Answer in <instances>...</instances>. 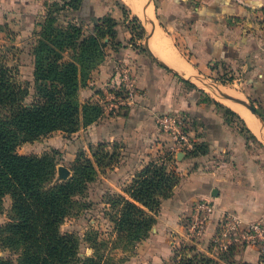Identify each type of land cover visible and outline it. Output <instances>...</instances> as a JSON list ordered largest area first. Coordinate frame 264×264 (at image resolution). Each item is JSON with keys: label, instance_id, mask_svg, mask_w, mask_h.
<instances>
[{"label": "crops", "instance_id": "1", "mask_svg": "<svg viewBox=\"0 0 264 264\" xmlns=\"http://www.w3.org/2000/svg\"><path fill=\"white\" fill-rule=\"evenodd\" d=\"M117 1L129 14L123 12ZM133 2L0 0V37L8 38L13 46L15 54L11 56V63L17 67L18 79L30 83L26 99H33L35 91L33 47L41 23L54 9L53 3L60 7L56 11L58 22L76 24L86 36L95 33L101 18H115L119 24L116 40L122 42L115 49L113 38L109 35L104 38V62L91 71L86 85L79 91V101L98 102L104 108L103 115L79 129L71 146L53 144L54 137L64 133L57 130L20 145L17 151L40 154L54 147L60 148L70 162L75 161L79 151L90 152L94 160V151L104 142L102 147L117 157L111 164L96 163L98 173L92 182H99L96 191L101 194L108 192L127 198L125 187L147 163L164 164L168 171L177 174L178 183L173 195L163 200L151 237L144 241L149 242L147 255L159 259L164 249L170 258L175 256L174 260H178L181 248L191 244L212 256L211 239L223 212L234 213L245 221L264 222V142L260 136L258 140L249 126V131L243 132L234 119L228 120L216 102L210 101L206 89L191 85L164 68L147 50L135 48L136 38L133 39L127 26L131 16H139ZM152 9L157 24L155 33L161 31L184 63L181 67L171 64L187 68L193 74H196L193 70L206 73L208 69L213 72L220 70L221 65H231L240 73L241 83L249 84L264 106V0H154ZM155 33L150 39L152 47ZM22 52L29 58L28 78L22 76ZM125 67L136 89V98L134 104L118 106L112 97ZM162 112L177 114L183 119L194 140L192 149L170 153L172 144L156 120V114ZM64 141L66 144L67 140ZM195 145L198 147L191 153ZM26 147L41 149V152H21L20 148ZM203 198H210L216 212L203 234L192 239L187 234L196 202ZM235 251L238 254H234V259L242 264H264V255L261 257L260 248L255 244H245ZM187 252L191 255L190 250Z\"/></svg>", "mask_w": 264, "mask_h": 264}, {"label": "trees", "instance_id": "2", "mask_svg": "<svg viewBox=\"0 0 264 264\" xmlns=\"http://www.w3.org/2000/svg\"><path fill=\"white\" fill-rule=\"evenodd\" d=\"M116 4L127 14L123 4L118 1ZM52 6L54 9L41 23L33 47L35 91L31 102L26 101L30 83L18 79L17 67L10 57L0 56V200L4 195L11 196L14 215L2 232L6 233L5 246L19 253L18 261L0 256V264H79V243L74 235L63 234L61 225L74 198L86 196V184L95 180L98 173L96 163L100 166L111 164L117 157L116 153L105 150L104 142H100V148L94 151V160L84 157L81 152L73 162L71 176L53 185L56 149L52 150L54 154L41 155L17 151L20 145L57 130L70 134L77 132L101 117L103 106L91 101L81 103L79 91L86 85L91 71L104 62V38L112 37L115 49L122 46V42L116 40L119 24L115 18H101L95 33L86 36L76 24H60L56 15L60 7L58 3ZM138 19L133 16L127 24L133 39L142 35L137 33L139 28L133 26ZM216 104L227 119L232 120L235 112ZM241 130L249 131L248 128ZM197 147L195 145L191 153ZM177 183V174L168 171L164 164L147 163L125 187L129 198L124 195L112 198L114 205H121L113 219L117 230L132 233L139 240L148 238L163 200L173 195ZM187 250H190L191 258H186L182 264L230 263L235 254L232 247L216 259L189 244L184 245L178 255ZM260 251L262 257L264 251ZM85 261L93 264L92 258Z\"/></svg>", "mask_w": 264, "mask_h": 264}, {"label": "rangeland", "instance_id": "3", "mask_svg": "<svg viewBox=\"0 0 264 264\" xmlns=\"http://www.w3.org/2000/svg\"><path fill=\"white\" fill-rule=\"evenodd\" d=\"M131 9H129V12ZM126 13L129 14L126 10ZM142 13V11H141ZM141 13L136 15L139 19L136 20V23L133 26H137L140 32V38L135 39V45L140 47L142 50L146 51L143 40L147 35V28H150L147 22L144 24V17ZM135 16V15H133ZM131 16V18L133 17ZM147 28H146V26ZM142 27L143 30H140ZM11 43L8 38L0 37V56L9 59L14 53L11 49ZM21 61L24 62L22 67V76L24 78H28L30 75V66H29V58H27L26 52H22L20 54ZM200 74L204 77H208L211 80L218 82L221 87L226 90L228 93L232 92L230 95L234 97H241L248 99L254 103L258 111L264 114V106L262 105V101L260 97H258L252 90L249 84L241 83L239 80L240 73H237L231 65H221L220 70H216L210 72L208 69L206 73L200 70ZM194 72L199 73L194 70ZM243 77V76H242ZM205 89L209 92L206 93L208 98L214 100L221 104V108L225 109L228 107L232 109L235 114L232 116L237 124L245 129L249 125L246 120L240 115V113L230 106L225 100L220 99L219 96L215 93V91L209 90L207 86ZM209 94V95H208ZM234 94V95H232ZM213 98V99H211ZM32 99H26L27 102H31ZM98 103V102H97ZM77 136L76 132L74 133H62V135L55 136L53 140V144L56 146L68 145L71 146L73 144L74 137ZM260 140V137H257ZM64 140H67V143L64 144ZM53 149H56V154L52 152ZM21 152H34L39 151L41 149L26 147L25 149H21ZM49 152L54 154L56 158V177L54 178L52 184H56L58 182H62L64 180L58 179V167L60 165L66 166L69 169H72L73 162L65 159L63 157V151L60 148L48 149L38 154L41 155L43 153ZM82 152L84 157L91 158L90 152L88 151H79L78 154ZM108 152H112L111 150ZM264 152V149H262ZM72 171V170H71ZM96 175V174H94ZM66 180V179H65ZM99 182H88L86 184V197L82 199L80 197H75L74 202L69 204L67 213L64 217V221L61 225V232L63 234H72L75 236L79 243L78 247V256L81 258L79 264H86L85 261L87 258L93 259V264H182L186 258H191V255H186V252H182L183 254L179 255V259L174 260L175 256L167 255V251L162 249V255L159 259H153L150 255H147V250L149 249V242L144 241L151 237V229L149 237L145 240L137 239L134 234L127 233V231L122 232L117 230L116 223L114 222L115 216L118 214V210L120 208V204H113L112 198L117 196L116 194L111 193H102L100 191H96V186ZM13 215L12 211V198L11 196L4 195L0 200V256L6 259H13L14 261H18L19 253L17 250L12 249V247L5 246L4 236L6 233L2 232V229L5 225L11 220ZM4 240V241H3ZM256 245V244H255ZM257 246V245H256ZM171 248V245H170ZM188 248V247H187ZM240 248V247H238ZM237 248V249H238ZM235 254H238L235 251ZM182 255H185L182 257ZM199 257V255H197ZM234 257V255H233ZM230 263L232 264H242L238 262L237 259H234Z\"/></svg>", "mask_w": 264, "mask_h": 264}, {"label": "built area", "instance_id": "4", "mask_svg": "<svg viewBox=\"0 0 264 264\" xmlns=\"http://www.w3.org/2000/svg\"><path fill=\"white\" fill-rule=\"evenodd\" d=\"M122 72V77L112 97L117 101L118 106L134 104L136 98V89L131 82L128 69L125 67ZM156 120L160 130L167 134L172 144L170 153L185 152L193 148L194 140L188 133L186 123L179 115L167 112L157 113ZM215 212L216 208L210 198L198 200L187 236L198 239ZM211 242L213 249L211 255L216 259L232 247L237 249L245 244H256L264 251V222L245 221L234 213L223 212Z\"/></svg>", "mask_w": 264, "mask_h": 264}, {"label": "water", "instance_id": "5", "mask_svg": "<svg viewBox=\"0 0 264 264\" xmlns=\"http://www.w3.org/2000/svg\"><path fill=\"white\" fill-rule=\"evenodd\" d=\"M154 0H146L144 4V14H145V21L150 25V28L147 30V35L144 37L143 44L145 49L148 51V53L164 68H167L168 70L172 71L176 75H178L183 80L197 86L198 88L205 89V86L209 85L215 93L222 99H225L227 101L237 103L245 107L253 116L255 119V122L257 123L260 131L262 132V141L264 142V116L258 111L254 103L248 99L245 98H237L234 96H231L226 90H224L221 85L211 80L208 77H204L202 74L197 73V76L192 75L191 72L187 71L185 68H178L177 66L171 64L170 62H167L163 59L162 55L150 45V39L153 37L155 30H156V20L154 16V11L152 9ZM181 152L178 155V158H180ZM70 169L66 166L60 165L58 167V179L65 180L68 179L70 176ZM217 191V190H216ZM216 191H213V194H216Z\"/></svg>", "mask_w": 264, "mask_h": 264}, {"label": "bare ground", "instance_id": "6", "mask_svg": "<svg viewBox=\"0 0 264 264\" xmlns=\"http://www.w3.org/2000/svg\"><path fill=\"white\" fill-rule=\"evenodd\" d=\"M136 6H137V12L138 13H141L142 11V16L144 17V20H145V14H144V11L142 10V7L144 6L143 5V0H134ZM133 2V3H134ZM135 6V5H134ZM144 8V7H143ZM152 41V40H151ZM153 47L157 50H159L163 55L164 57L170 61V63H174L176 64L178 67H181L182 64V60H181V56L179 57V54L177 53V51L175 52L171 43L169 42V40H167L163 34L161 33L160 30L156 31L155 33V37L153 39V43H152ZM165 60V59H164ZM186 65V64H185ZM188 66V65H186ZM187 69V68H186ZM192 70V69H190ZM194 71V70H193ZM192 75H195L197 76V74H193ZM207 87L209 88V90L211 91H214L209 85H207ZM230 93V92H229ZM232 93V92H231ZM230 93V94H231ZM234 95V94H232ZM220 98V97H219ZM239 98V97H237ZM241 98V97H240ZM222 99V98H220ZM225 100V99H223ZM230 106H232L234 109H236L240 115L246 120L247 124L249 125V127L260 137H263L262 135V132L260 131L257 123L255 122V119H254V116L245 108L243 107L242 105L240 104H237V103H233V102H230V101H227L225 100Z\"/></svg>", "mask_w": 264, "mask_h": 264}]
</instances>
